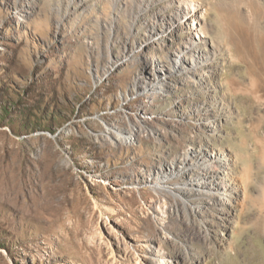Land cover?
Instances as JSON below:
<instances>
[{
	"label": "rangeland",
	"instance_id": "1",
	"mask_svg": "<svg viewBox=\"0 0 264 264\" xmlns=\"http://www.w3.org/2000/svg\"><path fill=\"white\" fill-rule=\"evenodd\" d=\"M204 1L242 37L220 73L236 109L207 138L236 155L242 203L223 245L208 233L194 247L202 264H264V0ZM150 3L0 0V264H152L146 245L181 248L159 231L154 210L167 212L171 195L157 188L204 167L185 144L196 146L209 121L196 115L215 104L189 91L200 78L184 48L200 33ZM166 80L186 90L164 97ZM113 125L140 135L116 143L104 132Z\"/></svg>",
	"mask_w": 264,
	"mask_h": 264
},
{
	"label": "bare ground",
	"instance_id": "2",
	"mask_svg": "<svg viewBox=\"0 0 264 264\" xmlns=\"http://www.w3.org/2000/svg\"><path fill=\"white\" fill-rule=\"evenodd\" d=\"M195 1L198 4L190 6L187 4L186 7L177 0H149L150 5L153 2L155 5L161 3L160 6L164 8L163 11L168 15L169 20H183L184 23H182L188 25L186 27L189 30V35L192 33L194 35L192 32L194 30L197 31V34L200 33L199 37L203 40L195 41L193 38V43L190 46L187 44L184 48L186 53L194 57L195 62L194 66L187 72L188 76L200 78L193 84L196 88L189 91H194V95H197V92H202V97H192L196 102L207 101L211 105L215 104L214 110L204 109L196 115L209 119L208 122L202 124V129L200 127L197 129L198 142L196 146L185 144L186 149L194 148V155L190 157V161L195 165H204V167L199 169L198 166H195L196 169L191 170V172H184L187 177L194 176L190 180H180L181 177H175V181L171 183L162 181L157 188L165 198H168L167 195H171L170 208L167 212L154 210L158 213L159 231L166 235L167 242L181 248L168 253L163 252V250H156L154 243L146 245L144 251L152 264H160L159 262L162 261L165 264H202V262H206L204 252L202 249L194 247V244L201 241L205 245L209 241L208 233H211L214 236L213 241L223 245L222 237L227 239L226 232L232 229L236 212L242 200V187L239 181L241 176L237 174L238 172L236 173L239 161L232 149H225L219 145H215L212 149L207 148V138L215 137L222 129V122L231 119L234 109H236L228 87L220 81V73L225 69L227 63L231 65L235 62L232 56L239 53L237 44L242 42V37L241 33L235 30L236 28L232 30L234 26L229 21L228 13H217L215 5L210 6L204 0ZM148 12L145 14H149ZM208 17L213 19L208 20ZM213 26L223 30L220 38L224 41L219 40V37H215L216 39L213 37ZM179 29H182V26H179ZM226 30L236 31V33L233 35L229 31L225 33ZM165 33L169 39H172V34L168 31ZM197 64L198 66H196ZM204 75H208V78L202 79ZM165 82L167 87L168 81ZM176 82H180L179 79ZM181 84L186 85L185 82ZM184 88L174 84L169 86L168 91L162 95L171 98L177 95L172 94L174 89L179 90L180 93L181 90H186ZM105 131L108 137L111 138L112 136L119 144L124 143L128 136L140 135L139 129H135L133 126L126 128L113 125L111 129L105 128ZM225 151H230L231 154H227ZM178 155L180 157L171 158L176 164V168L179 160H182L186 153L180 150ZM205 161L210 165H205ZM242 176L245 178L244 174ZM198 177H204L203 181L198 180L197 182L195 179Z\"/></svg>",
	"mask_w": 264,
	"mask_h": 264
}]
</instances>
